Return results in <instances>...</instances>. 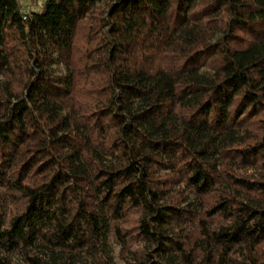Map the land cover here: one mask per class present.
<instances>
[{"label":"trees","instance_id":"1","mask_svg":"<svg viewBox=\"0 0 264 264\" xmlns=\"http://www.w3.org/2000/svg\"><path fill=\"white\" fill-rule=\"evenodd\" d=\"M0 264H264V0H0Z\"/></svg>","mask_w":264,"mask_h":264},{"label":"rangeland","instance_id":"2","mask_svg":"<svg viewBox=\"0 0 264 264\" xmlns=\"http://www.w3.org/2000/svg\"><path fill=\"white\" fill-rule=\"evenodd\" d=\"M21 10L30 12L31 10L37 11L43 0H18Z\"/></svg>","mask_w":264,"mask_h":264}]
</instances>
